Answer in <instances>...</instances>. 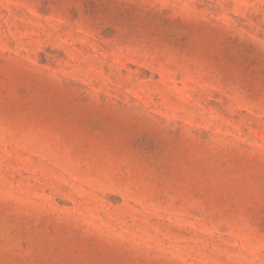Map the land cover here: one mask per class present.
Segmentation results:
<instances>
[{
  "label": "rangeland",
  "instance_id": "rangeland-1",
  "mask_svg": "<svg viewBox=\"0 0 264 264\" xmlns=\"http://www.w3.org/2000/svg\"><path fill=\"white\" fill-rule=\"evenodd\" d=\"M0 264H264V0H0Z\"/></svg>",
  "mask_w": 264,
  "mask_h": 264
}]
</instances>
